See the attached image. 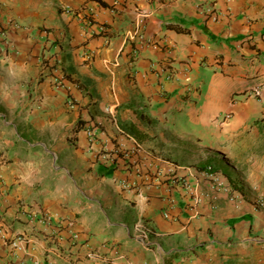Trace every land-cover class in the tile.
<instances>
[{"label":"crops","instance_id":"1","mask_svg":"<svg viewBox=\"0 0 264 264\" xmlns=\"http://www.w3.org/2000/svg\"><path fill=\"white\" fill-rule=\"evenodd\" d=\"M262 84L264 0H0V264H264Z\"/></svg>","mask_w":264,"mask_h":264},{"label":"built area","instance_id":"2","mask_svg":"<svg viewBox=\"0 0 264 264\" xmlns=\"http://www.w3.org/2000/svg\"><path fill=\"white\" fill-rule=\"evenodd\" d=\"M211 9V8H209ZM169 73L168 74H171L172 71L171 70H167ZM160 72V70H159ZM66 79V74L63 70H60L58 67H54L53 69V72H52V81L53 83L56 85V86H60L63 84V81ZM264 86V84H262L261 86L257 87V89L254 90V94L256 96H260L261 94V87ZM88 130V133L91 134V135H94V131L91 130L90 128L87 129ZM44 219L45 220H48L50 219L48 215H45L44 216Z\"/></svg>","mask_w":264,"mask_h":264}]
</instances>
